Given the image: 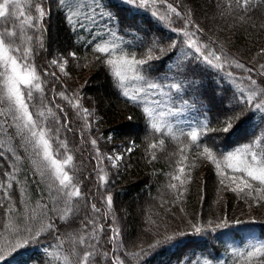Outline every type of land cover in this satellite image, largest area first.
I'll use <instances>...</instances> for the list:
<instances>
[{"label": "trees", "instance_id": "trees-1", "mask_svg": "<svg viewBox=\"0 0 264 264\" xmlns=\"http://www.w3.org/2000/svg\"><path fill=\"white\" fill-rule=\"evenodd\" d=\"M41 2L50 8V17L43 25L45 48L33 43V62L44 81L45 102L60 118L59 135L67 141L74 155L73 167L84 196L78 202V213L68 222L49 212L55 230L30 239L14 251L6 249L7 254L0 264H62L57 256L71 253L70 234H87L100 225L103 232L99 234V250L108 251L111 256L115 248V254L125 264H205L206 261L245 264L241 254L251 251L253 245L264 244V201L231 191L230 187L235 185L229 179H225V185L230 187L221 185L216 166L201 153L204 147H210L222 160L220 154L226 155L264 137V110L239 104L240 89H245L244 95H247L253 87L247 79L249 75L258 84L264 80L260 75L264 72L260 67L264 64V55H261L264 9L259 12L250 9L251 18L242 23V10L236 0H167L183 18L169 13L166 4L159 2L141 8L128 5L124 0H95L100 8L93 19L81 16L83 28H73L60 14L56 0ZM74 2L86 5L93 0ZM252 2L255 5L260 0ZM81 11L90 9L85 7ZM106 11L112 13V19L101 15ZM164 15L169 19L161 20L160 16ZM13 24L11 19L0 20V31ZM196 26L201 30L196 31ZM180 29L194 33L193 38L207 46L205 51H215L228 62L220 69L206 63L200 54L187 47V37ZM112 32L116 33L119 50L142 58L152 48L153 55L158 57L145 68L151 79L164 86L167 95L156 92L149 101L160 102L157 110L165 113L164 123L171 125L178 139L168 135L167 129L164 135L154 133L148 126L143 105L138 106L124 97L108 67L96 59L100 54L94 52L95 44L112 40ZM29 34H33L32 30ZM173 43L174 48L170 46ZM53 59L67 61V75L51 64ZM236 61L253 71L236 68ZM171 83L180 84V89L167 87ZM137 86L138 82L129 85L130 88ZM60 92L69 98H79L80 104L91 113L87 120L77 115V110L61 98ZM259 99L257 97L256 102ZM185 100L187 104L183 103ZM241 107H244V119L238 127L234 125L229 133L213 130L221 128L225 117L233 111L239 112ZM170 110L172 114H168ZM11 124L10 117H0V247L5 248L21 239L7 229L10 221L21 229L31 227L32 222L27 219L29 210L37 202L50 207L54 203L46 188L47 179H42L37 171V175L34 173L32 160L35 157L31 149L26 150ZM65 124L67 127H63ZM193 128L203 129L199 147L191 144L186 136ZM93 139L97 141L95 147L90 142ZM159 139L165 141L163 150L151 149L149 145ZM182 147L185 148L183 154ZM129 148L132 151H128ZM255 150H264V143ZM114 151L122 154L117 167L106 158ZM181 167L184 173L178 172ZM220 171L226 177L234 175L223 163ZM99 175H106L107 182H100ZM175 175L185 180L183 186L173 179ZM8 184L12 187H7ZM170 184H176L177 189L170 188ZM5 192L11 196L10 200L3 195ZM107 196L112 197L111 208L106 204ZM92 204L100 211L94 212ZM224 219L229 221L228 226L216 228ZM88 220L95 224L87 223ZM189 221L203 230L196 233ZM113 227L120 230L116 245L108 241ZM179 232L185 235H176L174 240L155 249L148 248L155 240ZM141 248L147 254L137 258L134 254ZM78 250L83 251L79 246ZM100 264H108V260L102 257Z\"/></svg>", "mask_w": 264, "mask_h": 264}, {"label": "snow or ice", "instance_id": "snow-or-ice-1", "mask_svg": "<svg viewBox=\"0 0 264 264\" xmlns=\"http://www.w3.org/2000/svg\"><path fill=\"white\" fill-rule=\"evenodd\" d=\"M124 2L141 8L151 7L159 2L166 4L169 13L182 17V13L171 3H167V0H124ZM56 4L65 22L73 28H83L81 16L84 19L91 20L95 12L100 8V5L96 4L95 0H93L92 4L86 5L75 3L74 0H56ZM236 5L242 10L240 21L243 23L251 18L250 9L258 12L264 9V0H260V3L255 5H253L252 0H236ZM85 7L90 9V11L82 12L81 9ZM101 15L108 16L109 19L113 18L110 11L102 12ZM153 15H156V13H153ZM48 17H50V8L46 7L41 0H0V20L11 19L14 21L12 27L4 26L3 31H0V117H10L12 121L11 127L15 129V134L20 137L26 150L31 149L35 157L32 163L41 178L47 179L49 195L54 201L51 207L48 204L37 202L35 207L29 210L30 214L27 219L32 222L31 227L25 226L21 229L19 225L9 222L6 226L7 229L21 236V239L17 240L15 244H7L6 248L0 247V260L5 259L7 251H14L16 248L23 247L30 239H36L44 233L50 234L55 230V223L49 216V212L56 214L59 220L68 222L72 216L78 213V202L84 196L81 192V182L76 179L73 167L74 155L71 154L67 141L61 139L59 135L61 130L60 118L57 112L53 111V108L45 102L44 81L33 62L35 55L33 43L35 42L41 49L45 48L43 25ZM160 19L166 20L169 17L164 15L160 16ZM262 19H264V15H262ZM261 27H264V25H261ZM29 30H32L33 34L30 35ZM172 30L177 31L176 28ZM200 30L196 26V31ZM180 31L187 37L185 41L187 47L200 54L206 63L212 67L220 69L223 68L224 63L228 62L224 60L223 55H217L215 51H205L207 46L195 40L193 38L194 33H190L186 29H180ZM111 36L113 37L112 40L95 44L94 52L100 54L96 59L108 67L124 97L133 103H137L138 106L143 105V113L147 118L148 126L154 133L164 135L167 129L168 135L172 136L173 139H178V137L173 135L171 125L164 123L163 117L165 113L157 110L160 102L149 101V97L155 95L156 92L161 95H167L163 91L164 86L151 79L145 68L150 61L158 59V57L153 55V49L149 48L146 56L137 58L133 53L119 50L120 45L116 41L115 32H112ZM170 46L174 48L176 45L173 43ZM160 51L164 50L160 49ZM70 55L74 56L75 54L70 53ZM261 55H264V49L261 50ZM66 63V60L61 62L53 59L51 61V64L57 65L65 75H67L65 72ZM235 67L245 69L249 73L253 71V69L246 68L245 64L239 61L235 62ZM260 67L264 68V64L260 65ZM52 75L55 74L53 73ZM229 75L231 76L232 73H229ZM260 75L264 76V72L260 73ZM247 79L253 87L248 90L247 95H244L245 89H240L239 104L244 107L254 106L258 110H264V87H260V85L264 84V80H261L258 84L257 80L253 79L251 75ZM131 82H138L139 86L130 88ZM167 87L179 90L181 85L171 83ZM59 95L77 110L78 116L82 115L87 120V117L91 115L89 110L80 104L78 97L69 98L63 92H60ZM257 97H260L258 102H256ZM150 103L154 106H149ZM183 103L187 104L188 101L185 100ZM244 107H241L239 112L233 111L232 115L226 116L222 122L223 126L213 130L229 133L234 128V125L238 127L239 123H242L244 119ZM56 108L63 112L59 105H56ZM168 114H172L171 110ZM5 123H7V119ZM63 127H67V125L65 124ZM202 134L203 129L193 128L186 133V136L191 144L199 147V140ZM181 135L184 134L182 133ZM90 142L94 147L97 144L95 139ZM54 143L56 144L55 148ZM262 143H264V137L226 155L220 154L222 160L218 159L210 147H204L201 156L216 166L217 174L221 177V185L230 187L225 185V179H229L231 184L235 185V187H230L231 191L244 193L253 200L264 201V150L260 152L255 150ZM164 144L165 141L159 139L156 143L150 144L149 147L153 150H163ZM61 149L63 150L62 152L60 151ZM128 151H132V149L129 148ZM184 151L185 148L182 147L180 149L181 154ZM99 155V150L97 149V158H99ZM106 158L115 161L121 159L118 155ZM152 158H156L154 153ZM16 159L19 160L20 157L17 156ZM222 163L224 168L231 170L234 175L226 177L225 173L220 171ZM178 172L184 173V168H179ZM12 178L14 179V177ZM98 179L100 182H107L106 175H99ZM173 179L180 181L181 186L185 183V180L181 179L180 175L173 176ZM7 187L11 188L12 185L8 184ZM169 187L177 189L176 184H170ZM3 195L9 200L11 199L7 192ZM179 195L182 196L183 193ZM24 202L27 207V201L25 200ZM112 202V197L107 196L106 204L109 208H111ZM91 208L94 212L100 211L95 204H92ZM11 211L9 209V212ZM87 223L95 224V221L88 220ZM211 223L209 221L210 225ZM228 223L229 221L224 219L216 224L215 227H227ZM236 223H241V221H236ZM189 224L196 233L203 230L191 221H189ZM110 231L111 235L108 237V241L116 245L120 237V230L118 227H113ZM102 232L103 226L100 225L94 227L87 234H70L71 253L63 256L58 255L57 259L61 260L62 264H100V260L103 257L108 260V264H125L124 260L115 254V248L111 250V256H109L108 251L101 252L99 250V234ZM23 233H27V235L24 236ZM176 235L183 236L185 233L179 232L175 235H166L162 239H157L154 243H150L148 248L155 249L162 244H166L174 240ZM62 244L63 241H61L60 246ZM78 246L83 251H79ZM146 254V250L141 248L140 252L134 255L140 258ZM241 255L245 264H253L254 261L255 264H264V244L253 245L251 251ZM205 264H211V262L206 261Z\"/></svg>", "mask_w": 264, "mask_h": 264}, {"label": "rangeland", "instance_id": "rangeland-1", "mask_svg": "<svg viewBox=\"0 0 264 264\" xmlns=\"http://www.w3.org/2000/svg\"><path fill=\"white\" fill-rule=\"evenodd\" d=\"M53 30V29H52ZM53 34H54V31H53ZM61 62H63L62 60H61ZM93 85H95L96 86V88H98L99 87V84L98 83H94ZM96 91L99 93V90L98 89H96ZM106 100V99H105ZM104 100V101H105ZM120 156L121 157V159L120 160H118V161H115V160H109V162H110V164L113 166V167H117L118 166V164L121 162V160H122V154L121 153H119V152H116V151H114V152H111V153H109V154H107L106 156L107 157H114V156ZM115 165V166H114ZM34 173L36 174V170L34 169ZM37 175V174H36ZM39 178V177H38ZM39 180L42 182V179H40L39 178ZM43 183V182H42ZM42 183H41V185H42ZM46 188H47V186H46ZM47 190H48V192H49V189L47 188Z\"/></svg>", "mask_w": 264, "mask_h": 264}]
</instances>
